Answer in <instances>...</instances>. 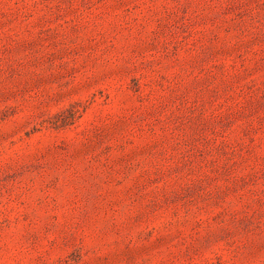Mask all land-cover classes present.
Instances as JSON below:
<instances>
[{"label":"rangeland","instance_id":"374dc122","mask_svg":"<svg viewBox=\"0 0 264 264\" xmlns=\"http://www.w3.org/2000/svg\"><path fill=\"white\" fill-rule=\"evenodd\" d=\"M0 264H264V0H0Z\"/></svg>","mask_w":264,"mask_h":264}]
</instances>
